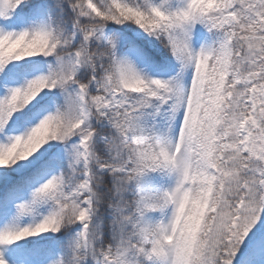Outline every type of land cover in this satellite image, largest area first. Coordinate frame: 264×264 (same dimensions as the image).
I'll use <instances>...</instances> for the list:
<instances>
[{"label": "snow or ice", "instance_id": "obj_1", "mask_svg": "<svg viewBox=\"0 0 264 264\" xmlns=\"http://www.w3.org/2000/svg\"><path fill=\"white\" fill-rule=\"evenodd\" d=\"M0 264H264V0H0Z\"/></svg>", "mask_w": 264, "mask_h": 264}]
</instances>
